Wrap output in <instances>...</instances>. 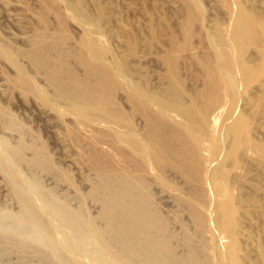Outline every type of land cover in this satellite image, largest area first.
<instances>
[{"label":"rangeland","instance_id":"obj_1","mask_svg":"<svg viewBox=\"0 0 264 264\" xmlns=\"http://www.w3.org/2000/svg\"><path fill=\"white\" fill-rule=\"evenodd\" d=\"M155 133L184 142L188 176L123 139ZM0 152V264H68L63 237L77 243L28 182L108 241L101 188L120 177L163 216L164 264H264V0H0ZM28 210L55 254L17 220Z\"/></svg>","mask_w":264,"mask_h":264},{"label":"bare ground","instance_id":"obj_2","mask_svg":"<svg viewBox=\"0 0 264 264\" xmlns=\"http://www.w3.org/2000/svg\"><path fill=\"white\" fill-rule=\"evenodd\" d=\"M242 24H244V22L242 23L240 21L237 24L238 25L237 29H239L240 31L241 30L244 31V29H241V28L246 26V24H245L242 27ZM40 54H42V52ZM68 96H70V95H68ZM75 96L76 97L72 98L73 102H74V104L72 106L73 111L77 112L80 115L82 114V115L88 116L90 114L89 113L90 109L95 108V100H91L89 97H87L85 95H83V96L75 95ZM69 98H71V97H69ZM85 116H83V117H85ZM147 134L152 135L151 130L148 129ZM154 136L155 137L150 142H148L146 140L142 141L141 139H139L134 134L127 135L123 139L125 142H127L130 145V147L132 148V150L136 154H139L141 156L142 160L144 159V160L148 161L149 164H152L153 169H156L160 173L161 177L163 176L162 172H164V171H162V169L164 167H167L166 165H168L170 163L171 164L173 163L174 167L179 169L180 171L182 170L185 174V177L188 176L189 175L188 167L191 165V163L188 162L187 153H186L185 148H184V142H180L179 146L176 147L175 144H173L170 140L166 139L164 136H162L160 134H156V133L154 134ZM122 137H121V139H122ZM4 146L6 148H8L6 143L4 144ZM20 149H16V150L8 149L7 152L9 151L8 154L11 158H13L16 161H20L21 160ZM37 157H38V155H37ZM40 157H42V156H40ZM41 161H42L41 158H36V159H33L32 161H30V163L32 165L33 164L38 165V162H41ZM143 166L144 165H142V168H143ZM146 166H148V165H146ZM146 168H148V167H146ZM10 169L7 168L6 172L12 176V175H14L16 170L14 168L15 172H13V170L11 171ZM219 175L221 176L220 173H219ZM157 177L161 178V177H159V175H157ZM224 177L225 176H223V178ZM120 179H121V177L119 179L115 180L116 182L113 183L114 185H112V184L110 185L109 182L105 183V184L103 183L104 185L101 188V190L103 189L105 192V196H103L104 198L101 202H102V206L104 207V210H105V212L103 213L104 214L103 216L106 217V219L108 220V222L106 223L107 224L106 231L112 235V239L111 240L109 239L110 241L109 240L105 241L103 239L102 230H99L92 225L91 221L85 217V215H84L85 211H82L79 214L78 213L72 214L70 212L71 210H68L67 206L66 207L61 206V205L59 206V204L58 205L55 204L56 202L54 203L53 197L50 195H47L40 188V186L37 182H35V181L34 182L33 181L28 182L31 185V187L33 188V190L35 191V193L41 198V200L44 203L51 202L50 208L54 212V214L52 213L53 215H55L54 218L57 219V221H59L64 227L68 228L71 231V233H69V236H70V234H72L71 236L74 237L73 238L74 240L73 239L72 240L73 241L76 240V242H77V243H73L67 237H63V241L65 244L64 247H65L66 251H68L71 255L70 257H65L66 263L68 262V264H78L77 263L78 257H85L88 261L91 262L90 264H111V261H112V264H113V262H116V264H162L163 261L166 262V260H168L167 262H169V259L173 257L172 254L175 253V251L170 252L172 246L171 245H170L171 247L167 246L168 240L166 239V236L168 235V233L166 234V232H164L166 223L164 222L163 216H161L158 213V210H156V207L153 204L154 202L153 203H151L149 201L145 202V200L142 199V197H139V196L135 197V195L133 197V196L129 195L128 194L129 191H127L125 184L122 183L121 182L122 180H120ZM162 179H164V178H162ZM143 183H145V182H143ZM24 184H26V183H24ZM134 185L133 186L130 185V186L133 188V187H135ZM142 188H143V186H142ZM144 189H146V188H144ZM221 193H222V191H221ZM33 197H34V195H33ZM147 198H145V199H147ZM82 210H84V209L82 208ZM226 216H228V215H226ZM45 218L38 216L33 210H28L25 214H22L20 217H18L17 220L20 222L24 221L29 226L36 228V230H38L40 232V234L42 235V237L44 238V240H45L47 246L49 247L50 251L53 254H55V252H56L55 243L56 242L58 243V241H56L54 239L55 238L53 235L54 232H52V230H51V222H49L50 220L47 221ZM226 218L227 217H225V219ZM218 220H219V217H218ZM157 222L162 224V227H163V230H161L160 233H158L159 231L157 232L156 229L152 226L153 223L156 224ZM221 222H222V220H221ZM225 222H226V220H225ZM215 223H216V220H215ZM222 223L224 226H226L224 224V221ZM216 224H218V223H216ZM63 231L65 232V230H63ZM215 240H217V238ZM164 241H166V243ZM84 244L90 245L92 247L89 249H83L82 245L84 246ZM169 244H171V243H169ZM115 245H117V246H115ZM56 248H57V246H56ZM191 250H192V248H191ZM57 253H58V251H57ZM53 257H55V256H53ZM108 257L110 258L111 261L108 259ZM180 257H178V258H180ZM178 258H176V259H178ZM192 258L194 259V256ZM179 260H181V259H179ZM170 261H172V260L170 259ZM183 263H185V262L183 261ZM171 264H172V262H171Z\"/></svg>","mask_w":264,"mask_h":264}]
</instances>
